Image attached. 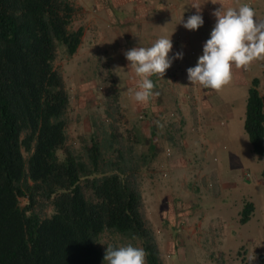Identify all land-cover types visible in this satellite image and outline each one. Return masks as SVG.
<instances>
[{
	"label": "rangeland",
	"instance_id": "374dc122",
	"mask_svg": "<svg viewBox=\"0 0 264 264\" xmlns=\"http://www.w3.org/2000/svg\"><path fill=\"white\" fill-rule=\"evenodd\" d=\"M66 1L75 9L70 30H83L77 52L68 56L59 46L54 61L69 96L68 150L91 167L89 151L96 145L100 158L94 174L119 175L140 195V212L159 264H257L264 254L263 161L253 151L244 119L254 78H259L264 98V61L233 72L232 83L221 92L191 84L186 70L196 65L203 46L189 30V49L179 45V51L169 53L175 57L182 52L183 58L173 59L163 78L151 77L159 95L139 103L129 95L139 77L128 67L124 52L138 45L150 47L156 39L119 33L114 38L113 25L96 0ZM210 1L201 0L205 9L216 10L219 3L224 8L248 4L257 21H264V0ZM112 14L123 24L126 17H134L129 5ZM186 20L174 24L171 35L179 34ZM215 22L200 29L205 42ZM191 87L201 89L203 101L193 102L200 90L194 93ZM250 203L252 216L241 222ZM26 204L21 199V207ZM35 212L47 218L53 207L40 201ZM128 244L143 248L138 238L108 231L98 242L104 253L108 245Z\"/></svg>",
	"mask_w": 264,
	"mask_h": 264
},
{
	"label": "trees",
	"instance_id": "16d2710c",
	"mask_svg": "<svg viewBox=\"0 0 264 264\" xmlns=\"http://www.w3.org/2000/svg\"><path fill=\"white\" fill-rule=\"evenodd\" d=\"M74 12L66 0H0V264H102L107 231L140 239L148 264H159L140 195L119 175L94 174L96 145L91 167L66 147L69 96L54 61L59 46L73 56L81 44L83 30H70ZM259 84L251 81L244 130L264 180ZM40 201L51 203L50 217L35 212ZM253 211L247 204L241 222Z\"/></svg>",
	"mask_w": 264,
	"mask_h": 264
},
{
	"label": "clouds",
	"instance_id": "9594fccd",
	"mask_svg": "<svg viewBox=\"0 0 264 264\" xmlns=\"http://www.w3.org/2000/svg\"><path fill=\"white\" fill-rule=\"evenodd\" d=\"M192 7L196 14L189 16L183 26L194 31L204 24V19L201 7ZM212 15L216 22L203 45V54L186 71L191 84L221 92L233 81V67L248 70L253 62L264 61V21H257L255 10L248 4L238 8L221 5ZM172 48L171 38L160 37L150 47H134L124 52L128 67L139 77L137 87L128 90L134 101L147 103L159 95L154 92L156 85L151 77L163 78L173 59L183 58L182 52L170 57ZM147 255L143 248L132 244L115 248L108 245L103 259L107 264H147ZM255 259V255L250 257L251 261Z\"/></svg>",
	"mask_w": 264,
	"mask_h": 264
},
{
	"label": "crops",
	"instance_id": "0c3cea01",
	"mask_svg": "<svg viewBox=\"0 0 264 264\" xmlns=\"http://www.w3.org/2000/svg\"><path fill=\"white\" fill-rule=\"evenodd\" d=\"M253 1L256 2V0ZM213 3H216L215 0L210 1V4ZM95 4L100 5L101 10L105 12L106 15H108L107 20L110 21V23L113 25V29L111 31L114 38L118 35V33L120 35L125 34L127 38L138 35L139 37H149L151 40H157L160 37H167L171 38L172 40V51H179V45H181L183 48L189 49V46L191 44L190 40L192 39L189 30L186 28L182 30V26L179 34L176 33L174 35H171V31L176 27H174V24H176L180 20H183L184 18H188L189 16L196 14V9L192 7L193 5H198L201 7L200 14L204 19V24L198 30L193 31L194 39L196 41L198 39L201 40L202 46L204 45L205 40L200 29L203 30L204 27L209 24V22L216 19L212 15V12L214 10L205 9L204 4L201 2V0H96ZM128 5L129 8L132 9V13H134V17H132L133 20L132 18L126 17V24L121 23V21L117 22L116 19L113 18V9L119 10L123 7H127ZM216 8L217 6H214V9ZM107 20H105L106 26L108 24ZM125 25V28L127 29L126 32L122 30ZM159 28H162L165 32L163 34L159 33ZM105 29L106 28H104V31ZM148 31L150 33L149 36L147 33ZM104 34H106V31L104 32ZM177 40H180V42L176 43L175 41ZM136 47L141 46L138 45ZM241 71L242 69L233 68L234 74H238ZM245 82L247 83L248 81ZM198 88H195V91V89L191 87L194 93L198 92ZM199 90L200 92L199 94H197V96H195V100L192 98L194 103L204 100L203 97L202 100L199 98L201 89L199 88Z\"/></svg>",
	"mask_w": 264,
	"mask_h": 264
}]
</instances>
